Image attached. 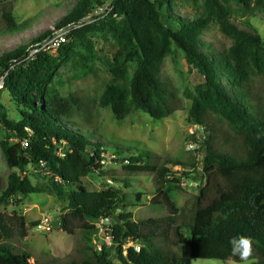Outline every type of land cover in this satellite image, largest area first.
Masks as SVG:
<instances>
[{
  "label": "trees",
  "instance_id": "1",
  "mask_svg": "<svg viewBox=\"0 0 264 264\" xmlns=\"http://www.w3.org/2000/svg\"><path fill=\"white\" fill-rule=\"evenodd\" d=\"M230 1L250 5L251 0ZM4 3L0 0V36L18 34L24 24H19L13 9ZM109 4V14L73 32L56 55L42 54L15 69L7 79L6 90L22 109L20 119L14 120L0 106V124L18 139L16 144L10 143V137L0 140L8 167L15 171L7 186H0V203L8 205L19 196L42 193L21 174L30 165L40 167L45 162L55 180L59 178L64 185L75 188L69 193L63 229L69 232L71 222L78 223L85 247L66 264H115L114 252L122 264H193L195 260L230 259L240 264L243 260L233 255L229 241L241 235L252 240L253 255L249 259L255 260L253 264H264V90L257 88L264 86V42L258 34L240 29L219 10L216 17L221 29L235 43L218 54L201 38L214 13L181 17L173 12L177 8L173 0H79L56 27L1 55L0 75L24 58L31 46L51 36L54 29L79 23ZM93 34L110 35L120 48L112 80L100 99L101 106L111 109L118 121L138 111L163 121L181 108L175 92L162 79L174 45L201 77L189 120L204 131L202 174L206 183L188 201L186 213L167 190L169 184L180 183L172 175L169 162L161 163L150 151L134 153L132 147L107 142L96 128L85 129L89 123L79 118L82 101L75 96L64 98L55 87L59 70L77 51L82 65L95 58ZM85 67L84 75L91 72ZM26 139L30 142L27 149L23 147ZM111 149L125 159L109 157ZM105 159L127 162L124 171L129 174L153 175L156 195L152 202L165 205L169 216L134 221L127 211L131 203L113 179L105 182L102 190L89 191L84 179L103 171L101 162ZM173 165L197 170L196 161H176ZM125 185L130 186L128 181ZM143 196L136 194V201L141 202ZM115 215L121 220L116 225L117 246L95 251L92 241L97 231L88 220L95 222ZM16 221L21 237H28L30 228L25 218ZM37 225L32 223L31 227ZM14 238L9 221L0 215V264H32V255ZM129 242L139 246L140 251L125 248Z\"/></svg>",
  "mask_w": 264,
  "mask_h": 264
},
{
  "label": "rangeland",
  "instance_id": "2",
  "mask_svg": "<svg viewBox=\"0 0 264 264\" xmlns=\"http://www.w3.org/2000/svg\"><path fill=\"white\" fill-rule=\"evenodd\" d=\"M79 0H5L4 6L13 9L19 24L24 27L18 34L0 36V56L7 51L18 48L23 43H30L41 33L56 27ZM177 8L173 9L175 15L187 18H196L199 15L214 13L201 38L205 44L213 46L216 53L228 51L235 43L234 39L223 33L220 21L216 17L217 11L228 14V20L240 29L258 34L264 42V0H251L250 5L237 4L230 0H173ZM1 26V14H0ZM95 47L96 56L86 62L90 73L85 74L86 65H82L80 51H77L70 60L64 64L54 79V84L64 98L75 96L82 101L80 119L88 122L85 129H97L100 136L107 142L124 145L138 151H150L154 158L161 163L169 162L173 176L180 179V183L167 186L172 200L183 213L188 210V201L200 193L204 187L202 158L206 154L203 130L189 120V112L196 98V89L202 79L196 68L186 62L181 49L174 45L172 53L166 60L162 79L177 96L181 108L172 116L163 121H155L144 112H136L124 121H118L112 110L102 107L100 99L112 80V70L115 67V57L120 48L110 35L93 34L91 36ZM264 87V86H263ZM262 86L257 88L263 89ZM1 105L6 109L9 118L20 119L21 107L16 103L8 90L1 95ZM10 137L11 144L18 143V139L0 124V140ZM109 157L115 156L119 161L125 156L115 155L114 150H109ZM108 154V155H109ZM197 162V170H186L183 166H175L174 162ZM103 171H98L84 179V185L91 192L100 191L103 184L113 179L114 185L124 190L126 201L131 203L128 213L133 214L136 222L149 218H166L169 211L165 205L153 204L155 186L153 175H132L124 171L127 162H116L107 159ZM12 171L6 162L0 147V186L6 187ZM189 173V176L186 175ZM28 177L34 186L41 189L42 193L19 196L8 205L0 203V215L6 217L14 231V239L19 247L27 250L31 255L32 264H66L73 257H77L80 249L85 247L80 225L71 222L69 232L63 229L62 217L67 215L68 198L72 185H64L47 174L41 167L30 165L21 174ZM126 181L130 186L125 185ZM59 186L63 192H60ZM143 193L141 202H137L136 194ZM58 211V212H57ZM45 216L55 218L54 230L45 234L37 227L32 228V223L39 224ZM25 218L28 225V237H21L20 226L17 218ZM89 223H94L88 220ZM38 226V225H37ZM15 242V241H14ZM124 255H127L125 252ZM115 264H122L118 254H112ZM255 260L249 259L248 264ZM193 264H239L234 259L220 260H195ZM240 264H245V261Z\"/></svg>",
  "mask_w": 264,
  "mask_h": 264
},
{
  "label": "built area",
  "instance_id": "3",
  "mask_svg": "<svg viewBox=\"0 0 264 264\" xmlns=\"http://www.w3.org/2000/svg\"><path fill=\"white\" fill-rule=\"evenodd\" d=\"M109 4L106 7L99 8L95 13L91 14L89 17L83 19L79 23L70 24L67 27L61 29H54V32L47 39L31 46L28 50V54L19 61L14 62L8 69H6L0 75V106H1V95L3 91L6 90L7 79L11 76V73L22 65H28L31 62H34L40 55L49 54L56 55L58 51L67 44L71 39V34L78 29L84 27L87 24L98 22L103 15L109 14L112 10ZM30 145L28 139L23 142V147L27 149ZM60 156L63 155L62 151L59 153ZM110 155V154H109ZM115 159V156H112ZM106 159L101 163L106 166ZM41 169L46 171L47 174H51L47 169V164L45 162L41 163ZM57 181H61L59 178H56ZM110 182V181H109ZM111 183V182H110ZM58 212V211H57ZM116 216V215H115ZM115 216H106L96 220L93 225L96 228V234L93 237V247L95 251L102 252L105 248L112 249L117 246L116 243V225L118 224L115 220ZM55 218L52 216H45L41 222L38 224L37 228L44 232L45 234H50L54 230ZM135 247L137 251H140V247L136 246L133 242H129L125 248Z\"/></svg>",
  "mask_w": 264,
  "mask_h": 264
},
{
  "label": "clouds",
  "instance_id": "4",
  "mask_svg": "<svg viewBox=\"0 0 264 264\" xmlns=\"http://www.w3.org/2000/svg\"><path fill=\"white\" fill-rule=\"evenodd\" d=\"M116 217V216H115ZM233 255H239L240 259L248 264L249 258L253 255V245L250 237H233L230 241Z\"/></svg>",
  "mask_w": 264,
  "mask_h": 264
},
{
  "label": "water",
  "instance_id": "5",
  "mask_svg": "<svg viewBox=\"0 0 264 264\" xmlns=\"http://www.w3.org/2000/svg\"><path fill=\"white\" fill-rule=\"evenodd\" d=\"M115 220L117 221L118 224L121 223V220H120V217L119 216H116L115 217Z\"/></svg>",
  "mask_w": 264,
  "mask_h": 264
}]
</instances>
